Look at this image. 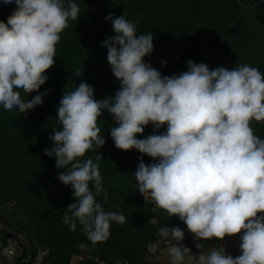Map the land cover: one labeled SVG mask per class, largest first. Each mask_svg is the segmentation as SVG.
<instances>
[{"label":"clouds","instance_id":"clouds-1","mask_svg":"<svg viewBox=\"0 0 264 264\" xmlns=\"http://www.w3.org/2000/svg\"><path fill=\"white\" fill-rule=\"evenodd\" d=\"M3 3L16 7L6 23L0 20V105L27 118L48 92L27 100L22 96L39 92L48 80L45 73L55 63L61 33L69 20L80 17V7L73 0ZM106 20L115 35L102 46L120 88L99 101L86 82L64 92L57 112L60 127L50 136L55 146L44 150L64 170L58 179L74 191L76 202L61 222L73 232L79 224L93 245L108 240L113 223L126 222L122 213L97 202L101 195L109 199L100 166L92 158L81 159L94 146L105 145L97 122L107 110L115 122L110 128L115 147L136 149L157 161L149 165L141 156L134 173L145 200L150 196L156 207L178 217L197 240L240 235L239 256L222 246L209 248L199 254L198 264H264V139L251 127L253 121L264 122V74L248 64L210 70L189 60L186 72L164 76L144 60L154 50L151 32L137 35L136 23L125 15L112 13ZM149 124L154 133L139 139ZM165 125L166 132L155 134ZM160 232L170 237L169 264H184L191 253L183 245L184 231L163 226Z\"/></svg>","mask_w":264,"mask_h":264},{"label":"trees","instance_id":"trees-1","mask_svg":"<svg viewBox=\"0 0 264 264\" xmlns=\"http://www.w3.org/2000/svg\"><path fill=\"white\" fill-rule=\"evenodd\" d=\"M73 2L80 7V17L69 20V27L61 33L55 63L45 73L48 80L39 92L22 96L27 100L47 91L42 105L30 110L27 118L0 105V246L12 240L20 254L31 252L36 256L45 250L44 264H97L95 259L105 264H163L153 260L150 251L153 243L165 237L160 229L178 226L185 231L187 226L156 207L150 196L145 200L138 191L134 173L141 156L149 165L157 161L136 149L123 151L115 147L110 135L115 122L107 110L97 122L105 145L94 146L81 159L92 158L100 166L109 199L105 201L101 195L96 197L97 202L106 211L122 213L126 222L113 223L108 240L96 245L87 241L79 224L73 232L61 222L68 206L76 202L74 191L58 179V173L64 170L56 167V158L44 153L55 146L50 136L60 127L59 102L64 92L74 90L80 82L94 88L98 101L114 97L120 88L107 60L108 50L102 46L115 35L111 22L106 20L112 13L135 22L137 35L153 34L154 50L144 60L164 76L186 72L189 60L207 64L210 70H232L248 64L264 74V0ZM15 7L0 0V20L6 23ZM76 70L82 75L76 76ZM251 127L264 139V122L253 121ZM166 129L165 125L155 134H163ZM153 133L154 126L149 124L138 138ZM97 154L103 159L96 161ZM81 243L88 248L81 250Z\"/></svg>","mask_w":264,"mask_h":264},{"label":"crops","instance_id":"crops-1","mask_svg":"<svg viewBox=\"0 0 264 264\" xmlns=\"http://www.w3.org/2000/svg\"><path fill=\"white\" fill-rule=\"evenodd\" d=\"M188 230H185L187 232ZM241 243L240 235L235 237H225L224 240H197L193 237L191 240H187L183 242L184 246H187L191 253L186 257L184 264H198V256L203 251L205 253L208 252L209 248H217L222 246L225 251L232 255L233 257L239 256L240 248L239 244ZM167 249L161 248L156 255L153 256V260L163 264H169V258L167 255Z\"/></svg>","mask_w":264,"mask_h":264},{"label":"built area","instance_id":"built-area-1","mask_svg":"<svg viewBox=\"0 0 264 264\" xmlns=\"http://www.w3.org/2000/svg\"><path fill=\"white\" fill-rule=\"evenodd\" d=\"M2 227V224L0 223V228ZM185 239L184 241L191 240L194 236L191 232L187 231L185 232ZM170 237H164L162 240H159L155 243H153L150 247V251L152 255H156L158 251L161 248H168L171 246L169 244ZM183 241V242H184ZM175 243V241H173ZM25 247H20V250L24 251ZM47 252L45 250H40L36 256H33V254L30 252L28 254H20L16 251V249L7 246H0V264H44V258L46 256ZM95 262L97 264H105L103 261H100L99 259H95ZM116 264H125L123 262H116Z\"/></svg>","mask_w":264,"mask_h":264},{"label":"rangeland","instance_id":"rangeland-1","mask_svg":"<svg viewBox=\"0 0 264 264\" xmlns=\"http://www.w3.org/2000/svg\"><path fill=\"white\" fill-rule=\"evenodd\" d=\"M8 245H9V247H12V248L18 250V247H17V245H16V243L14 241L10 240Z\"/></svg>","mask_w":264,"mask_h":264},{"label":"water","instance_id":"water-1","mask_svg":"<svg viewBox=\"0 0 264 264\" xmlns=\"http://www.w3.org/2000/svg\"><path fill=\"white\" fill-rule=\"evenodd\" d=\"M8 238H12V235H9Z\"/></svg>","mask_w":264,"mask_h":264}]
</instances>
